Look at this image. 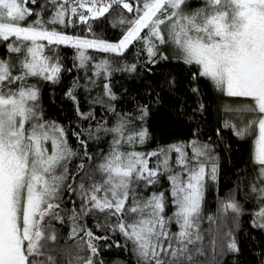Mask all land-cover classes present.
I'll list each match as a JSON object with an SVG mask.
<instances>
[{
  "label": "snow or ice",
  "instance_id": "6c2138e0",
  "mask_svg": "<svg viewBox=\"0 0 264 264\" xmlns=\"http://www.w3.org/2000/svg\"><path fill=\"white\" fill-rule=\"evenodd\" d=\"M187 8V0H0V264H103L99 242L112 237L97 235L88 218L96 221L95 229L123 237L124 244L116 246L130 245L134 264H214L210 254L218 241L221 248L240 251L231 230L209 229L205 243L200 227L205 187L217 180L219 167L210 145L194 138L138 151L137 145L150 139L144 125L151 108L145 103L135 113L121 114L111 127L88 130V138L100 132L111 136L108 151L93 155L83 133H73L77 151L65 128L46 119L40 104L38 83H60L59 46L74 49L78 67L91 72L95 57L87 50L122 57L139 44L147 71L175 59L195 67L191 80L204 78L222 95L244 98L237 107L225 108L238 114L239 122L225 120L223 127L241 138L254 136L252 158L264 185V0H202L200 7ZM109 17L121 29L117 42L64 31L84 25L91 33L94 22ZM9 54L18 55L5 58ZM95 68L94 75L103 80L113 71H138L136 63L113 69L109 59ZM87 79L85 85L74 81L65 92L86 121L94 115L81 111L76 88L90 92L89 84L97 82ZM175 85L166 79L161 93ZM102 91L109 102L117 99L109 83H102ZM191 91L199 94L197 87ZM203 110L201 103L197 111ZM152 158L156 163L150 165ZM74 160L79 161L75 167ZM162 178L169 181L167 195L150 191ZM252 191L264 205V187L253 185ZM169 195L172 215L166 211ZM219 211H230L231 217L224 218L235 223L242 208L230 200ZM172 224L178 231L171 230ZM252 226L264 231V207Z\"/></svg>",
  "mask_w": 264,
  "mask_h": 264
},
{
  "label": "trees",
  "instance_id": "16d2710c",
  "mask_svg": "<svg viewBox=\"0 0 264 264\" xmlns=\"http://www.w3.org/2000/svg\"><path fill=\"white\" fill-rule=\"evenodd\" d=\"M191 11L200 7L202 0H187ZM35 8V5H30ZM118 11L113 10V14ZM129 17L131 14L126 13ZM67 34L98 38L107 42H117L121 38V29L113 27L111 17L101 19L92 24V32L87 31L86 26L77 25L64 29ZM46 43V42H45ZM140 45L130 46L122 57L114 54L102 53L94 49L87 50L88 54L94 56L91 72L78 67L76 52L68 46H59L56 51L62 62V73L60 83L40 81V104L43 108L45 118L62 125L68 133L69 143L79 151V144L74 132L83 133L88 143L90 154L99 155L106 153L109 149L111 136L102 132L96 133L98 138H88L87 131H95L100 125L113 126L121 114L135 113L137 105L149 104L151 111L147 118L145 127L148 128L150 139L144 145H137V150L150 152L157 146L170 145L179 142H187L198 139L211 146L213 154L217 157L218 173L216 181H209L206 184L203 201V219L200 222L201 230L207 237L212 235L209 229L217 230L218 227L227 232L232 231L240 251L234 253L226 248H221L218 241L215 253L214 264H264V231L254 228L252 222L262 205L257 192L252 191V186L264 187L260 184L258 165L253 161L254 136L248 135L244 138L235 135L233 129L224 128L225 120L238 123L240 116L231 112L226 113L228 106L237 107L241 98L227 97L219 93L211 82L201 78L197 81L191 80V74L195 71L194 66L185 65L175 59L162 61L149 72L142 65L145 63L146 54L139 52ZM47 54V52H46ZM167 54L171 55V51ZM4 55V49L0 47V56ZM18 54H9L5 58H14ZM109 59L113 69H118L126 64L136 63L138 71L127 73L113 71L107 80L94 75L95 65L102 60ZM91 76L96 80V86L91 91L83 87L76 88V94L80 101V109L84 113H93L94 119L83 120L79 118L72 102L68 101L65 92L74 81L80 85L88 82L87 77ZM166 79L176 81L175 88L171 91L161 93ZM37 83L35 79L29 81ZM110 84L117 99L109 102L103 97L102 83ZM193 87L199 88V94L191 91ZM162 95V99L158 96ZM103 98L104 102H95ZM115 108V113L109 107ZM203 103L204 110L197 111ZM219 130V132H218ZM175 154H173V160ZM79 161H73V167ZM156 159L152 158L150 165L155 164ZM169 190V181L162 178L161 183L151 188L150 191H164L166 195ZM166 209L168 215L175 211V205L171 203V196ZM235 200L242 208L235 223L224 217H231V212L222 214L219 209L223 203ZM214 216L216 222H210L207 217ZM96 221L93 218L87 219L88 227L92 228L97 235H111V240L100 241V261L103 264H134V257L128 247H117L116 244H124V239L115 233H103L95 229ZM179 226L172 224L171 230L178 231ZM68 228L64 227L62 233L66 235ZM69 244L73 243L68 241ZM108 245H111L110 247Z\"/></svg>",
  "mask_w": 264,
  "mask_h": 264
},
{
  "label": "rangeland",
  "instance_id": "374dc122",
  "mask_svg": "<svg viewBox=\"0 0 264 264\" xmlns=\"http://www.w3.org/2000/svg\"><path fill=\"white\" fill-rule=\"evenodd\" d=\"M241 99H244V98H241Z\"/></svg>",
  "mask_w": 264,
  "mask_h": 264
}]
</instances>
